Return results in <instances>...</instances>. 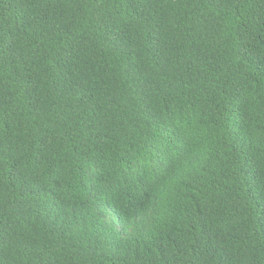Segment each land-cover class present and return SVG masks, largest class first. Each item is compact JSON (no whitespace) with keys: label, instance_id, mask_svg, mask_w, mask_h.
Wrapping results in <instances>:
<instances>
[{"label":"trees","instance_id":"16d2710c","mask_svg":"<svg viewBox=\"0 0 264 264\" xmlns=\"http://www.w3.org/2000/svg\"><path fill=\"white\" fill-rule=\"evenodd\" d=\"M0 264H264V0H0Z\"/></svg>","mask_w":264,"mask_h":264}]
</instances>
